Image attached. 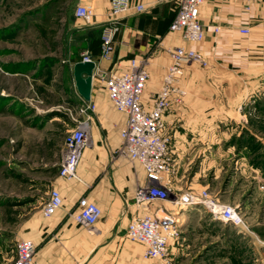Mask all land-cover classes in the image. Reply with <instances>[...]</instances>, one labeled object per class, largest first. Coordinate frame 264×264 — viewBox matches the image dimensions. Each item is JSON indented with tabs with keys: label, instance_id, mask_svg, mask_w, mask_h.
Returning <instances> with one entry per match:
<instances>
[{
	"label": "crops",
	"instance_id": "0c3cea01",
	"mask_svg": "<svg viewBox=\"0 0 264 264\" xmlns=\"http://www.w3.org/2000/svg\"><path fill=\"white\" fill-rule=\"evenodd\" d=\"M137 1L144 3L146 10L142 13L131 11L122 17L110 59L102 58L99 45L93 49L87 42H78L77 56L65 63L69 85L65 102L76 111L75 118H81L78 107L88 101L79 95L74 85L73 65L82 60L83 54L91 55L96 63L91 93V101L97 105L92 124L94 146L87 149L80 160L78 175L81 181L59 177L60 162L57 164L51 176L52 188L60 191L64 201L62 208L50 217L41 212L28 220L21 231L17 230V239H30L36 244L33 264H165L145 259L144 245L127 237L128 223L137 213L136 192L145 184L146 173L137 162L112 159L113 152L121 144L120 131L127 117L114 107L99 78L103 72L126 71L133 58H150V78L143 97L144 105L149 108L171 63L167 48L183 44L181 35L169 30L177 10L174 0ZM82 2L94 4L97 16L93 24L72 27L71 41L73 33L100 28L106 22L104 15L109 9V0ZM200 20L207 29L206 37L203 42L190 46L203 53L209 60V67L192 65L186 68L184 85L188 94L184 103L175 106L164 118L176 161L174 191L181 164L191 151L205 150L214 144L225 146L227 135L237 132L238 125L229 129L212 124L218 121L215 117H222L225 125L231 119L235 124L248 122L258 106L255 103L264 101V93H254L260 87L264 90V0H207L201 8ZM214 25L221 27L219 34L214 33ZM241 28H250L251 33L242 35ZM56 116L62 115L55 113L50 118ZM242 127L244 125H240L238 132ZM216 134L224 137L217 138L216 142L212 137ZM63 146L64 140L61 157ZM84 196L98 204L103 212L94 229L70 217L78 200ZM257 232L264 239V225L258 227ZM184 241L185 238L179 245L172 246V263L176 264L182 257Z\"/></svg>",
	"mask_w": 264,
	"mask_h": 264
},
{
	"label": "rangeland",
	"instance_id": "374dc122",
	"mask_svg": "<svg viewBox=\"0 0 264 264\" xmlns=\"http://www.w3.org/2000/svg\"><path fill=\"white\" fill-rule=\"evenodd\" d=\"M76 5V0H0L1 264L13 263L17 230L42 212L64 137L74 126L76 111L65 102V63L79 47L70 29L87 24L74 16ZM255 104L248 122L231 119L225 125L215 117L212 124L238 125L237 132L227 135L225 146L191 151L181 164L177 189L163 203L175 209L185 238L176 264H264V239L257 232L264 225V101ZM49 111L62 116L51 119ZM220 136L212 137L217 142ZM203 190L235 209L239 225L213 219L199 204L175 207L177 196Z\"/></svg>",
	"mask_w": 264,
	"mask_h": 264
},
{
	"label": "built area",
	"instance_id": "2783aa9c",
	"mask_svg": "<svg viewBox=\"0 0 264 264\" xmlns=\"http://www.w3.org/2000/svg\"><path fill=\"white\" fill-rule=\"evenodd\" d=\"M174 1L177 10L169 30L179 33L183 44L167 48L171 63L161 88L152 96L149 108L144 105L143 97L150 78V58H133L126 71L116 70L99 75L110 101L127 117L126 125L120 131L121 144L113 152L112 159L124 158L137 162L146 173L145 184L139 186L136 192L134 206L137 213L128 223L127 237L144 245L145 259L160 260L165 264L172 263V246L180 244L182 234L175 209L163 204L175 193L176 176L172 137L166 132L164 118L175 106L182 105L188 94L184 85L186 68L192 65L209 67V60L203 53L190 46L203 42L206 37L207 29L200 20V11L207 0ZM145 10V4L137 0H109L102 31V58L110 59L114 53L115 37L120 31L122 17L131 11L142 13ZM74 16L87 24H93L97 16L96 8L92 3L79 0ZM213 31L219 34L221 27L214 25ZM240 33L249 35L251 31L250 28H241ZM89 60L93 59L88 54H83L81 61ZM96 111L97 105L91 100L78 107L81 118H72L74 126L67 130L64 137L59 177L81 181L78 166L84 152L94 146L92 124ZM63 204L60 191L52 188L42 213L45 217H50ZM194 204L203 206L213 219L231 222L233 225L241 222L235 209L220 204L207 190H203L198 196H177L174 201L175 207L180 208ZM102 215L101 207L86 196L78 200L76 209L70 213L76 223L93 229ZM14 252L12 264H33L36 244L30 239L17 241Z\"/></svg>",
	"mask_w": 264,
	"mask_h": 264
},
{
	"label": "water",
	"instance_id": "95a60500",
	"mask_svg": "<svg viewBox=\"0 0 264 264\" xmlns=\"http://www.w3.org/2000/svg\"><path fill=\"white\" fill-rule=\"evenodd\" d=\"M95 68L96 63L94 60L78 61L72 68L74 85L85 101L91 100Z\"/></svg>",
	"mask_w": 264,
	"mask_h": 264
},
{
	"label": "trees",
	"instance_id": "16d2710c",
	"mask_svg": "<svg viewBox=\"0 0 264 264\" xmlns=\"http://www.w3.org/2000/svg\"><path fill=\"white\" fill-rule=\"evenodd\" d=\"M102 31L103 27L88 29L86 32H76L72 35V43L77 44L78 42H87L90 48L95 49L96 45L102 48ZM91 56V55H90ZM79 60V59H78ZM55 113L49 112L47 116H54ZM263 237V235H262Z\"/></svg>",
	"mask_w": 264,
	"mask_h": 264
}]
</instances>
